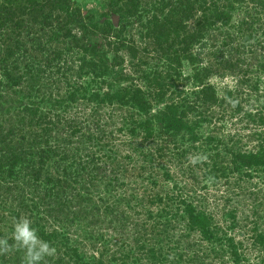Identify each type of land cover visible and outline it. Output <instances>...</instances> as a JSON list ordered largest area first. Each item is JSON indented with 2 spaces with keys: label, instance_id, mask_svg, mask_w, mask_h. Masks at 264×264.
Wrapping results in <instances>:
<instances>
[{
  "label": "trees",
  "instance_id": "1",
  "mask_svg": "<svg viewBox=\"0 0 264 264\" xmlns=\"http://www.w3.org/2000/svg\"><path fill=\"white\" fill-rule=\"evenodd\" d=\"M106 2L107 11L104 12V15L108 17L112 13H118L121 24L115 26L109 19L103 25H99L95 20L92 21V24L103 35L111 39L107 44L109 48L102 50L97 44L82 46L85 54L79 58L78 76L67 79L68 89L63 90L61 87L55 92L52 88H45V85L41 84L42 78L39 76L41 70L34 71V65L37 62H33L32 58L26 62L25 66H22L20 61H17V58H14L15 62L11 63V59L17 56L21 50L27 57H33L37 61L42 56L39 49H44L43 46L46 45L38 46L35 54L31 48L26 47L23 50L20 35H22V32L32 33V28L29 25L40 24L43 20L45 24L51 27L50 34L53 33L52 35L56 40L60 41L63 38L61 42L66 43L65 39L69 38L72 41L71 44L80 46L82 37H79L74 32L72 25L81 24L83 23L81 21L85 22L86 17L90 20L93 16H85L82 11L83 6L77 0H0V29L6 27L7 37L10 38H8L9 44L0 51V71L5 74L4 91L0 90V109H2V112L6 111L9 115L8 126L0 124V172L8 171L10 175L14 176L16 174V166L22 160H25L29 151L40 155V164L36 168V172L40 173L42 171V163H45L48 158L52 157L51 154L56 153L61 148L56 139L53 140L50 135L49 130L53 129V125H49L53 121L60 123L65 117L68 127L71 128V134L65 140L64 150L67 149L66 145L72 141V136L81 132L82 129L78 126L81 120L89 117V123H92L95 127L87 136L88 140H90L89 153H99V158H97L99 160L102 157L101 151L105 145H110L113 149V145H115L119 135L129 134L132 140L131 147L128 149L131 152L114 157L119 162L116 166L117 170L114 172H120L122 175L123 168L121 169L120 163H123L124 159L126 161L129 159L131 162L134 159L133 157L138 154L141 164H139L137 174L143 179L141 182H138L137 179L131 181V186L126 188L127 183L122 182L121 190L127 195L125 197L128 198V204L114 207L116 200H113L111 196L101 197L100 201L105 203L104 211L106 213L120 207V214H123V216L122 218L117 216L115 222L121 221L123 225L128 221L134 222V225L140 229L141 235L134 250H124L122 252L117 250L114 252L113 259L121 261L120 264H126L127 260L133 258L138 250V253H141V255L138 254V264H191L194 261V255H190L189 252H180L179 248L173 252V248L166 249L163 246H156L158 245V239L163 234L162 231L167 232L169 228L173 227L177 221L176 218L181 215L187 221L186 225L189 229L188 231L185 230L188 234L184 233L181 235L182 237H188L191 232L196 231L199 232L200 237L204 240H213L215 238L222 241L224 237L220 234L222 228L219 218H217L219 214L218 212L208 211L211 207L209 206L210 196L208 195H204L205 197L202 198L208 206L202 205L197 200L198 198L191 195L189 196L190 200L186 199L188 196L187 192H190V194L193 192V195L197 192V189L193 182L191 185L185 183L180 186L179 182L181 177L183 178L184 176L178 170L174 172L168 170L160 174L157 171H153L155 168H151L149 169L151 171L150 176L145 178L144 173L148 169L147 165L144 166V163L149 161L147 156L151 154L153 156L157 155L156 158L153 157L156 160L170 158L171 147L176 144L179 136L185 133H188L189 138L197 142L200 136L197 134L196 127L199 125L201 117L207 119L206 113L214 116L215 108L213 107L217 104L223 105L226 109L232 108V113L240 112L244 109V99L236 100L235 102H232L233 100L231 102L222 101H227L228 97H232L235 94L240 95L242 99V95L248 88L246 85L249 84L250 92L258 90L259 80L256 79V82H253L254 80L250 78L248 68L244 69L241 67L242 78L239 90L226 88L224 90L225 97L224 95L219 97L217 87L208 81L215 71L213 68L214 63L202 65L195 49L198 45H205V40L208 37L212 40L222 38L221 44L224 46L229 42L235 41L236 38L233 37V34L228 32V30L224 32L223 29L227 26L231 27L233 24L234 13L238 10L237 5L241 6L243 4L244 7L250 8L255 4H264V0H106ZM256 12L260 13L259 10H256ZM130 19L141 22V27L145 30L141 32V35L153 41L154 51L159 53V56L156 57L166 59L168 64L164 75L162 71L159 72L160 74H156L154 78H150L149 74H146V77L150 78L148 80L151 85L149 92L143 86L133 82L122 84L117 89H114L113 83L105 79L102 83H107L106 90H103V92L94 88V90H89L88 85L86 86L80 81L83 73L94 74L96 78L94 80L98 82V78L109 73L110 67L120 65L125 61V58L120 54H116V52L112 64L109 52L118 49L120 45H126L127 40L123 36L127 24L125 21ZM53 23L55 24L54 29ZM239 23V27H241L239 31H243L244 35L245 28L243 26L247 24V21L241 20ZM84 27L86 26L82 24L81 29ZM83 33L85 35L89 33L87 27ZM247 37L251 38L252 35L247 34L245 38ZM117 42L120 45H116ZM212 45L215 47V42ZM70 47L68 45V49H71ZM130 47L131 51H133L132 53L136 55L135 47ZM209 51L211 52H207L206 55L223 54V51L218 48ZM54 52V58H47L50 59L49 61L61 58L64 50L60 47ZM242 55H240L238 62L246 63L249 66L250 61L247 62V58ZM184 61L194 65L195 71L193 74L189 76L182 75L181 68ZM218 63L222 62L217 61ZM9 65L12 66V69L8 68L10 67ZM256 67L263 69L264 61L259 65L257 64ZM62 68L68 70L72 69L73 66L70 64L67 67H58L56 72L59 73ZM86 68L89 70H85ZM117 78L119 81L130 79L124 72L120 73ZM163 80H166V82H163ZM190 80L198 88L195 91V102L186 99L182 101L181 98V95L184 94L181 83L183 81L190 82ZM0 83L3 84V81ZM21 83L23 86H19ZM100 87L102 89L105 88L103 85ZM172 88L180 89L176 93L179 96V101L166 102L164 108L152 114L154 103L165 101L168 92ZM36 93L41 97V102L49 101L51 103L48 110H45L40 105V102L36 100L22 103L24 97L32 98ZM80 100H87V102H79ZM10 102L12 103L7 108L4 107L5 103ZM75 103L76 111L72 116H69V111L73 109ZM87 105L89 107L92 105L90 112H88L89 107ZM201 107H204V110H199ZM11 108L15 109H13V114H11ZM190 111H197L199 118L188 120L186 117L190 115ZM247 117L257 127L255 131H250L247 136L250 137L249 141L257 139V143L251 148L229 146L227 150V153H229L228 158H226L220 147H218L219 144H217L215 147L218 148L215 154L211 155L209 162L205 160L202 165L207 167L203 169L205 176L212 178L215 184H220L221 179L225 178L227 181L226 185L230 189H232V185L229 184L232 176L240 175L242 180L240 179L241 183L235 184L236 189H240L241 195L254 196L255 194L259 195L261 190L245 187L246 184L244 185L242 182L244 181L245 183V178L254 177L255 173L264 171V111L263 109L255 113L249 111ZM41 124L45 125L42 129L44 133L42 135L35 131V128L40 127ZM261 128L262 131L258 133V129ZM17 130L20 132L17 133ZM14 133L20 137V140L13 138ZM82 135L84 137L85 134L82 133ZM124 137L119 139L123 146L126 141ZM208 139L211 142L216 141L215 136H209ZM54 141L56 143H53ZM147 142L148 144L151 142L148 148L146 147ZM118 145L120 146V144ZM197 145L199 144H195L193 148H198L199 146ZM115 146L119 150V147ZM189 152L188 150L177 152L181 158L178 161L179 164H182L184 160L191 159ZM192 162L193 164L195 163V161ZM210 162L211 164H209ZM201 168L200 166L192 167L191 171H202ZM128 171L129 169L124 170L126 175ZM197 175L198 172L194 177L191 176V179L193 181L198 179ZM158 176L165 177V180L175 179L179 182L174 184L173 189H165L162 180ZM98 177V174L91 175L89 187L96 185L95 181ZM86 182L87 180L83 184L85 185ZM56 183L58 184L59 181ZM107 185L110 186L112 184L108 183ZM191 189H194V191H191ZM217 190L223 193L221 188ZM82 196L83 194L78 192L76 197H73L74 199L78 198L72 199L75 207L80 206L79 211L77 212L76 210L75 216H79V212H84L86 200L94 199L92 193L87 196L88 198H83ZM216 200L217 206L221 207V205L225 206L230 199H224V195H218ZM84 206L85 208L83 209ZM154 206H157L156 212L152 208ZM21 207L28 209V206L23 203ZM63 208H60V211L63 216L64 214L66 216L67 213L64 212ZM261 210L259 205L254 210L257 220L263 217ZM228 213L236 219L233 210ZM254 224L256 230L258 228L261 230L257 238L264 246V226L261 227L259 223ZM40 225L44 228L42 223ZM53 233V230H51V233L42 230L39 236L42 240L50 243ZM227 240L231 248V259L241 264L240 262L244 256L240 248L243 247V242L237 241L232 237ZM71 241L69 237L62 239L63 245L66 249H69L68 253L81 261L83 259L81 257H84V255L82 256V253L79 252V242L73 245ZM220 250L222 249L213 248L212 246L211 254L214 253V257H218V255L222 257ZM205 263L202 261L200 264ZM243 264H249V261L246 260Z\"/></svg>",
  "mask_w": 264,
  "mask_h": 264
},
{
  "label": "rangeland",
  "instance_id": "2",
  "mask_svg": "<svg viewBox=\"0 0 264 264\" xmlns=\"http://www.w3.org/2000/svg\"><path fill=\"white\" fill-rule=\"evenodd\" d=\"M77 1L82 4V11L85 16H93L90 20L86 17L85 22L81 21L83 22L81 24L72 25L74 32H76L79 37H82L80 46L71 44L72 41L69 38L65 39L66 43L61 42L63 38L60 41L56 40L52 35L53 33L50 34L51 27L42 20L40 24L29 25V27L32 28V33L27 34L26 32H22V35H20L22 49L24 50L26 47L31 48L34 54L37 52L38 46L46 44L43 46L44 49H39V52L42 54L41 58L35 61L33 57H27L21 50V52H18L17 56L11 59V63H13V61L15 62L17 58V61H20L21 65L25 66L26 62L32 58L31 60H33V62H37L34 65V71L37 72L41 70L39 74L42 78L41 84L43 83L45 88H52L55 92L61 87L63 90L68 89L69 85L67 86V79L69 77L78 76L80 67L79 58L85 54L82 46L97 44L102 50L108 47L107 44L111 39L96 29L92 21L95 20L99 25H103L106 20L109 19L115 26L121 24L120 15L118 13H112L108 17L104 15V12L107 11L106 0ZM237 6L238 10L234 13L233 24L231 27L227 26V29H223L224 32H227V30L231 32L236 40L224 46L221 44L222 38H219L220 40H212L208 37L207 40H205L206 44L203 46L198 45L195 52L201 60L202 65L211 62L214 63L213 68L215 71L209 77L208 81L217 87L219 97L224 95V90H226V88H235V90H239L241 87L240 80L242 78L241 67L244 69L248 68L251 76L250 78L254 80L253 82H256V79L259 80L258 90L250 92V84L248 82L249 85H246L248 88L242 95V99L240 95L238 96L235 94L232 97H228L227 101H222L231 102L233 100L232 102H235L236 100L244 99V109H242V111L232 113V108L229 107L226 109L223 105L217 104L213 107L215 108L214 116L206 113L207 119L201 117L199 125L196 127L197 134L200 136L197 142H194V140L189 138V134L185 133L180 135L176 144L171 147L169 154L171 156L170 158L156 160L154 158H156L157 155L153 156L151 154L147 156L149 161L144 163V166L147 165L148 169L144 173L145 178L150 176L151 171H149V169L151 168H155L153 171H157L160 174L168 170L172 172L178 170V172L182 173L184 176L183 178L181 177L180 182L178 181L179 185L183 186L185 183L191 185L193 182L197 189V192L193 195V192L191 194L187 192L188 196L186 199L190 200L189 196L191 195L198 198L197 200L200 201L202 205L208 206L202 199L205 197L204 195H208L210 196L209 206H211L208 211L218 212L219 214L217 218H219V223L222 228L220 234L224 237L222 241L215 238L213 240H204L200 237L201 235L199 232L196 231L191 232L188 237H182V234H188L185 230L188 231L189 229L186 225L187 221L184 220L181 215L176 218L177 221L174 223L173 227L169 228L167 232L162 231L163 234L158 239V245L156 246H163L166 249L173 248V252L175 249L177 251L178 248L180 252H189L190 255H194V261L191 262V264H200L202 261L206 262L205 264H238L231 259V248L227 240L230 237L243 242V247L240 248L244 256L243 260L240 262L241 264L245 263L246 260L249 261V264H264V246L257 238L261 230L260 228L257 230L254 228V223H259L261 227L264 226V171L255 173L254 177L245 178V183L244 181L242 182V184H246L245 187L248 186V188L252 187L258 191L261 190L259 195L255 194L251 196L248 194L241 195L239 192L240 189H236L237 187L235 184L241 183L240 179L242 180L240 175L236 174L232 176V180H230L229 183L232 185V189H230V187L228 188L226 185L227 181L225 178H222L218 185L212 181V178L207 177V175L205 176L203 169L207 167L202 165L205 160L209 162L211 155L215 154L218 147H220V150L225 154L226 158H228L229 153H227V150L229 146L233 145L251 148L258 141L257 139V141H249L250 137H248L247 134H250V131H255L257 127L250 122V118L247 116L249 111L253 113L262 109L264 111V68L259 69L256 67L257 64L259 65L264 61V4H255L253 7L249 6L250 8L244 7L243 4ZM256 10H259L260 13H257ZM241 20L247 21V24L243 26V28H245L244 35L242 33L243 31H239V28H241L239 27V21ZM125 23L127 24L123 36L127 40L126 45H120L119 42H117L116 45H120V47L109 52V58L112 64L116 54L123 56L125 61L120 65L110 67L109 73L98 78V82L94 80V74L83 73L80 81L84 85H88L89 90L93 88L101 90V92L106 90L107 83H102L105 79L113 83L114 89H117L122 84H130L133 82L143 86L149 92L151 90V85L148 80L154 78L156 74H160L159 72L161 71L164 75L168 63L165 58L161 59L156 57L159 56V53L154 51L155 46L153 41L141 35V32L145 31L141 27V22L130 19L129 21H125ZM82 24L89 30V33L86 35L83 33L86 27L81 29ZM54 27L55 24L53 23V29ZM6 31V27L0 29V51L10 42ZM247 34H251L252 37L245 38ZM213 42L216 44L215 47L212 45ZM68 45L71 46V49H68ZM130 46L135 47L136 55L132 53L133 51H131L132 49H130ZM60 47L64 50L62 57L49 61L50 59L47 58H54V51ZM217 48L221 49L223 54L206 55L207 52H211L209 50ZM241 54L247 58V62L250 61L249 66L246 63L238 62ZM217 61L222 63L217 64ZM70 64L73 66L72 69L64 70V68H62L59 73L56 72L58 67H67ZM9 66L8 68L12 69V66ZM181 69L183 76H189L195 71L194 65L187 61H184ZM85 70L89 69L86 68ZM122 72L127 74L130 79L119 81L117 77ZM147 73L150 78L146 77ZM1 81H3V84L0 83V90L4 91L5 74H2L0 71V82ZM163 82H166V80H163ZM102 85L105 87L104 89L100 87ZM19 86H23V84L21 83ZM181 86L184 90V94L181 95L182 97L180 96L182 101L186 99L195 102V91L198 88L192 83V80H190V82L183 81ZM178 90L180 89H170L165 101L154 103L152 114L164 108L166 102L179 101V96L176 94ZM236 96L237 98H235ZM30 100L39 101L40 105L43 106L45 110L50 108L51 103H49V101L41 102V97L38 93H36L35 96L33 95L32 98L24 97L22 103L24 104ZM79 102H87V100H80ZM11 103L12 102L5 103L4 107L7 108ZM87 107L89 106L87 105ZM91 108L92 105L89 107L88 112H90ZM13 109L14 108H11V114L14 113L15 109ZM202 109L204 110V107H201L199 110ZM75 111L76 103L73 105V109L69 111V116H72ZM197 113V111H190V115L186 118L190 121L199 118ZM8 117L9 115L6 111L2 112V109H0V124L8 126ZM137 117L139 116L137 115ZM89 120V117L81 120L78 126L82 130L72 136V141L66 145V150H64L65 140L67 137H70L71 134V128L67 125L66 117L63 118L60 123H55V121H53V123L49 125H53V129L49 130L50 135L53 140L56 139V142L61 145V148L57 150L56 153L51 154L52 157L48 158L45 163H42V171L40 173L36 172V168L40 164V155L39 153L36 154L29 151L25 160H22L19 165L16 166V174L14 176L10 175L8 171L4 173L0 172V238L8 239L9 245L12 246L10 251L0 254V264H22V259L25 254L24 250L16 248L14 246L15 242L12 239L14 224L16 220L22 216L30 219L32 227L37 229L38 235H40L42 230L48 233H51V230L54 232L50 244L56 248V255L55 257H46L42 264H120L121 261L119 262V260L113 259L114 252L117 250H120L119 252L131 249L134 250L137 246V240L140 239L139 236L141 235L140 229L131 221H128L125 225H123L121 221L116 223L115 220L117 216L119 218L123 216V214H120V207L114 209L112 212L106 213L104 211L105 203L101 202L100 199L106 196L113 197V200H116L114 202V207L128 204V198L125 197L127 195L121 190V186L122 182H125V184L127 183L126 186L124 185L126 188L131 186V181L136 179L138 182L142 181L143 178L137 174L139 164H141L139 162V156L136 154L131 162L129 159L127 161L124 159L123 163H120L121 169L123 168L122 175L120 172H114L117 170L116 166L119 163L114 157L131 152L128 148L131 147L132 139L129 134L119 135L115 143V145L119 147V150L115 145H113V149L110 145H105L101 151L102 157L99 160L97 159L99 158V153H89L90 140H88L87 136H89L92 129H95L94 125L89 123ZM44 126L45 125L41 124L40 127L38 126L35 128V131L42 135ZM260 131H262V128L258 129L257 132L260 133ZM16 132L18 133L20 131L17 130ZM82 133L85 134L84 137ZM209 136H215L216 141H209ZM123 137L126 140L124 146L123 143H120L121 140H119ZM13 138H15V140H20V137L16 136L15 133L13 134ZM56 142L54 141L53 143ZM118 144H120V146ZM149 144H151V142H149ZM149 144L147 142V148L150 146ZM195 144H199L197 145L199 147L193 148ZM217 144H219V146L216 148L215 146ZM225 145H227L226 148ZM182 150L190 151L191 159L184 160L182 164H179L178 161L181 160V158L177 152H181ZM192 161H195V163L193 164ZM209 164H211V162ZM196 166L202 167V171H197L198 179L193 181L191 176L194 177L197 172H192L191 170L192 167L196 168ZM127 169H129V171L126 175L124 170ZM92 174H98L99 177L95 181L96 185H91V187H89V180ZM158 177L162 180L165 189L171 190L174 184H178L175 179L165 180V177ZM85 180H87V182L84 185L83 182ZM58 181L59 183L57 184L56 182ZM108 183L112 185L108 186ZM218 188H221L223 193L218 191ZM191 191H194V189H191ZM78 192L83 194V198H86L88 195L90 196L92 193L94 199L86 200V208L85 206L83 207V209L85 208L84 212H79V216H75V212L76 210L77 212L79 211L80 206H76V208L75 203L72 201L78 198H73L76 197ZM89 192L91 193L89 194ZM218 195H224V199H230L225 206H217L216 199ZM21 202L28 206L27 210L21 207ZM172 204L174 205V203ZM258 205L262 209L261 214L263 215L260 220H257L254 215V210ZM60 208H63L64 212L67 213L66 216L65 214L63 216ZM152 208L156 212L157 206ZM231 210L234 211L236 219L229 215L228 212ZM40 223H42L44 228L41 227ZM66 237L71 238L73 245L79 242V252L82 253V256L84 255V257H81L83 258L81 261L68 253L69 249H66L62 243V239ZM153 239L156 241L157 237ZM59 241L61 242L59 243ZM212 246L213 248L218 247L222 249L219 251L222 257H219L220 255L214 257L215 254H211ZM209 253L210 255H208ZM138 254L141 255L137 250L134 257L127 260L126 264H138ZM135 258H137L136 261Z\"/></svg>",
  "mask_w": 264,
  "mask_h": 264
},
{
  "label": "clouds",
  "instance_id": "3",
  "mask_svg": "<svg viewBox=\"0 0 264 264\" xmlns=\"http://www.w3.org/2000/svg\"><path fill=\"white\" fill-rule=\"evenodd\" d=\"M12 239L15 247L24 250L22 264H42L46 257H55L56 248L49 242L42 240L37 229L27 217H20L14 224ZM8 239L0 238V254L10 251Z\"/></svg>",
  "mask_w": 264,
  "mask_h": 264
}]
</instances>
